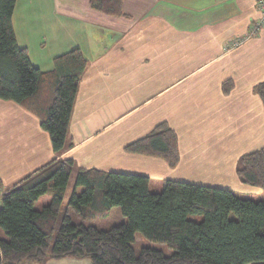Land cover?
<instances>
[{
    "label": "crops",
    "instance_id": "1",
    "mask_svg": "<svg viewBox=\"0 0 264 264\" xmlns=\"http://www.w3.org/2000/svg\"><path fill=\"white\" fill-rule=\"evenodd\" d=\"M123 13L94 10L90 0L17 1L15 34L34 65L51 70L54 58L76 48L87 60L71 119L73 146L60 157L72 160L76 171L147 176L150 189L175 180L263 195L243 184L236 169L242 155L264 148V106L253 90L264 81V26L230 48L260 19L258 0H123ZM227 81L230 93L223 90ZM161 123L178 136L176 168L126 150ZM53 159L40 120L0 99L3 190ZM73 190L69 186L65 202Z\"/></svg>",
    "mask_w": 264,
    "mask_h": 264
},
{
    "label": "trees",
    "instance_id": "2",
    "mask_svg": "<svg viewBox=\"0 0 264 264\" xmlns=\"http://www.w3.org/2000/svg\"><path fill=\"white\" fill-rule=\"evenodd\" d=\"M18 0H0V99L34 114L51 139L55 157L11 189L0 179V264H45L51 259H88L91 264H264V200L229 189L175 180L152 192L147 176L79 169L62 156L72 148L70 126L87 60L76 48L34 65L18 44L13 15ZM94 10L123 16V0H90ZM232 83H224L230 93ZM264 106V81L254 87ZM131 153L180 161L179 139L166 123L127 146ZM237 176L264 190V148L242 155ZM74 190L67 198L72 175ZM79 189L80 192H79ZM49 204L38 207L44 196ZM119 208L125 219L109 230L89 221ZM73 216L79 223L73 222ZM137 235L170 251L142 246Z\"/></svg>",
    "mask_w": 264,
    "mask_h": 264
},
{
    "label": "rangeland",
    "instance_id": "3",
    "mask_svg": "<svg viewBox=\"0 0 264 264\" xmlns=\"http://www.w3.org/2000/svg\"><path fill=\"white\" fill-rule=\"evenodd\" d=\"M55 157H57V156L54 153V158ZM73 179H74V175H72V178L70 180L69 186H71V185L74 186V180ZM162 185L159 188H156L155 184H153L152 187H151L152 192H159L161 190V188H162ZM242 196H245V195H242ZM249 197L253 198L254 200H264V193L261 196H253L252 195V196H249ZM49 202H50V195H47V196H44L43 200H41L38 204L42 207V206H45V205L49 204ZM67 202L64 204L62 211H64V209L67 208L66 207ZM122 217H123V215L121 213V210L119 208H114L110 212L109 216H107L106 218H98V219L89 221V224H92V225H94L95 227H97V228H99L101 230H109L110 228H112L114 226L122 224V222H124V221H122ZM123 220H124V218H123ZM73 222L74 223H79V219L76 218L75 216H73ZM134 246H135V249L137 250L138 253L140 252L142 246H149V247L156 248L158 250H162L166 255H169V253H170V251L168 250L166 245L151 243L148 240L144 239L141 235H137V243H135ZM25 264H34V263H25Z\"/></svg>",
    "mask_w": 264,
    "mask_h": 264
},
{
    "label": "built area",
    "instance_id": "4",
    "mask_svg": "<svg viewBox=\"0 0 264 264\" xmlns=\"http://www.w3.org/2000/svg\"><path fill=\"white\" fill-rule=\"evenodd\" d=\"M258 3L262 10V15L260 19H258L257 22L253 25L250 33L245 38L235 39L231 42L230 44L231 49L237 48L243 45L247 40L251 39L252 37H255L259 33L260 29L264 26V0H258ZM1 196L2 193H0V203H1Z\"/></svg>",
    "mask_w": 264,
    "mask_h": 264
}]
</instances>
